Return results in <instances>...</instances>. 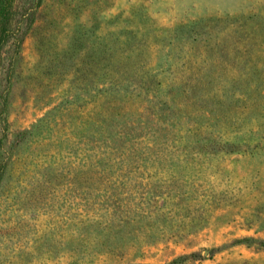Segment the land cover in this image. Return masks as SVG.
I'll return each mask as SVG.
<instances>
[{"label":"rangeland","instance_id":"obj_1","mask_svg":"<svg viewBox=\"0 0 264 264\" xmlns=\"http://www.w3.org/2000/svg\"><path fill=\"white\" fill-rule=\"evenodd\" d=\"M143 82L169 130L147 158L120 177L58 176L97 112L152 118ZM206 138L234 150L198 155ZM168 143L180 161L155 157ZM102 201L148 215L151 242L106 248ZM0 264H264V0H0Z\"/></svg>","mask_w":264,"mask_h":264},{"label":"trees","instance_id":"obj_2","mask_svg":"<svg viewBox=\"0 0 264 264\" xmlns=\"http://www.w3.org/2000/svg\"><path fill=\"white\" fill-rule=\"evenodd\" d=\"M31 4L32 3L27 6V9H24V21L27 23L32 21V10H34V7ZM111 72H115L114 74H117V71H114L112 68H108L107 73ZM189 75L193 79L189 81V83L187 82L186 87H188V89H184L183 87L181 88L183 98L188 96L190 90H194L198 87V82L195 80V78L197 79V71L193 70ZM186 79H188V76ZM110 82L112 83H110L109 87L105 91L111 90L110 92L117 93L122 89L127 90V88L121 84L120 79H110ZM136 88L145 93L144 99L149 104V106L142 107L140 105L139 108H142L144 113L152 118L141 120L142 114L140 113L139 117L136 119H127L116 123L109 120V122L106 121V123H101L103 121L105 122L106 118L110 119L111 117L114 118V116H120L121 111L119 110H125L126 107L123 105H114L109 109H102L100 111L101 113L97 112V114L102 116V118L98 119L97 117L95 118L92 116L91 122L93 123V129L91 130L90 135L86 137L81 135L79 140L75 143L77 147H74L73 145L68 148L67 155L70 156L74 153L75 161L72 163L73 165L69 164L67 168L62 167L56 171L58 176L63 177L71 175L72 177H75L74 179H87L93 177L102 178L108 177V175H118L120 177L125 173H132L134 171V166L136 167L142 159L147 158V153L151 150L149 143L153 142L157 137H159V135L163 137L161 135V131L169 130L165 125H163L164 129H156L154 121L155 114L150 109V105L155 104L154 98L156 89L152 88L150 83L147 82H143L142 85L135 86L133 90L136 91ZM110 94L112 95V93ZM112 98L115 99V96L113 95ZM170 98L173 103V107L177 108L180 112V84L177 87L175 85L171 86ZM166 102L167 101H165V103ZM203 113L210 118L209 111L205 110ZM162 116H164V120L166 119V121H162L163 123L168 126L172 125V123L174 125V122L170 121L171 117L169 114L164 113ZM158 119L161 118L159 117ZM24 132H28V130ZM38 134H41V131H39ZM64 134L66 135V133ZM44 138L48 137L44 136ZM65 138L67 142L69 139L67 136H65ZM205 140L209 142L208 144L204 143L200 145V148L196 151L198 155L206 153L210 154L222 150L227 152L234 150V147H232V145H228V143L220 144L216 140L210 141L209 138H206ZM164 143V141L161 142V144ZM50 144H54V146L62 148L60 144L56 145V142H50ZM142 148H144L145 156L143 155L144 152H142ZM60 155L62 157L66 156L61 153ZM171 155H173V158L176 157L177 160L180 161V149H175L174 145L168 143L164 146L162 145L161 149H157L155 157L160 156L161 159L166 160L167 158L171 159ZM176 198L180 200L179 194L176 195ZM124 199L125 198H123V200ZM122 203H124V201ZM99 204L100 205H92L91 207L93 213H100L99 211L102 212L99 215L97 214L100 217V221L98 223L101 225V228L96 233L97 235L95 238H101L105 242L106 248L117 249L120 245L124 244L112 242L115 237L118 238V241L119 239L126 240L127 243H130L132 246L139 242L141 238H144V242L146 244L151 242L147 233L148 231H146L148 228H145L146 225L141 223V219L148 215L138 214L133 209H122L123 207L121 206L125 205H120L116 201H112L111 203L102 201V203Z\"/></svg>","mask_w":264,"mask_h":264}]
</instances>
